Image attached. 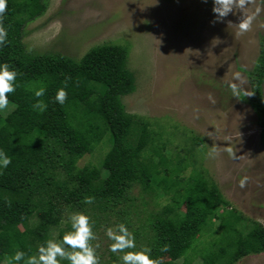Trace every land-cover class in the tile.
<instances>
[{"label": "trees", "instance_id": "16d2710c", "mask_svg": "<svg viewBox=\"0 0 264 264\" xmlns=\"http://www.w3.org/2000/svg\"><path fill=\"white\" fill-rule=\"evenodd\" d=\"M47 8V0H7L0 19L8 31L0 64L18 73L16 91L8 94L15 108L6 116L0 113V150L12 161L0 171V264H9L17 250L38 255L53 230L60 242L71 231L70 215L78 212L93 218V224L115 216L135 236L137 247L129 251L151 248L154 258L169 256L164 264H192L191 254L203 264H237L264 253V224L238 211L200 165L196 146L204 140L186 136L188 153L170 156L167 150L178 132L159 123L155 128L151 118L127 111L123 97L136 90L127 45H95L79 59L26 50L24 29ZM244 70L253 94L240 93V98L258 116L264 147V35L254 67ZM65 86L68 99L60 105L55 95ZM40 87L45 95L36 98ZM37 99L48 105L46 111L33 109ZM104 140L109 148L101 167H80L79 159ZM136 189L167 201L157 202L160 209L138 226ZM85 197L93 203L84 204ZM198 236L203 240L196 245ZM165 245L167 252L160 250ZM97 255L100 264H120L117 254L109 260Z\"/></svg>", "mask_w": 264, "mask_h": 264}, {"label": "rangeland", "instance_id": "374dc122", "mask_svg": "<svg viewBox=\"0 0 264 264\" xmlns=\"http://www.w3.org/2000/svg\"><path fill=\"white\" fill-rule=\"evenodd\" d=\"M47 2L46 12L24 29L26 50L61 52L79 59L95 45H127L128 67L136 78V90L123 97L127 111L151 118L154 125L162 124L166 131L178 132L169 144L170 156L188 153L190 143L184 142V137H201L203 144L196 146L200 165L238 211L264 224V147L258 116L228 87L230 83L239 84L235 79L239 73L246 82L240 93L250 92L244 69L251 70L259 55L264 35V0H253L248 7L247 12L254 19L250 29L240 35L229 22L239 23L242 13L230 14L214 23L212 0ZM209 95L216 98L215 104L209 101ZM14 108L9 100V107L0 113L6 116ZM108 148L109 143L104 140L93 153L81 157L78 165L92 163L101 167ZM190 171L191 167L186 174ZM245 177L247 184L241 188L240 181ZM134 193L139 195V190ZM157 202L167 203L151 194L138 196L134 226L160 209ZM92 219L97 236L92 243H99L98 254L109 260L111 241L105 232L117 225L116 218L110 216L107 222L97 224ZM52 240L57 242V230L52 231ZM202 240L198 236L195 244ZM190 257L192 264H203L199 255ZM162 258L164 262L170 259L166 254ZM237 264H264V253L246 256Z\"/></svg>", "mask_w": 264, "mask_h": 264}, {"label": "clouds", "instance_id": "9594fccd", "mask_svg": "<svg viewBox=\"0 0 264 264\" xmlns=\"http://www.w3.org/2000/svg\"><path fill=\"white\" fill-rule=\"evenodd\" d=\"M207 2V0H205ZM253 0H212V11L215 16V22H222L230 14L242 13L239 23L229 22L236 29V34L240 35L248 31L252 25L254 16L247 12L248 7ZM7 13V0H0V19ZM8 39L7 29L0 24V47H2ZM18 73L15 69L10 68L9 64H0V112L5 111L9 107V93L16 91V78ZM235 79L238 83H230V88L233 96L239 97L241 86L246 82L242 79L239 73ZM46 89L40 87L34 91L36 98L45 95ZM253 93L245 91L246 96ZM68 99L66 86L57 90L54 102L63 105ZM213 104L216 103V98L212 95L208 97ZM33 109L42 113L47 110L48 105L37 99L32 105ZM11 158L6 152L0 150V171L7 169L11 164ZM247 177L240 181V187L244 188L247 184ZM84 204H92V197H85ZM71 231L66 232L60 242L48 240L45 244L38 247V255L27 256L24 251H15L9 264H61V261H67L68 264H100L97 255L99 243L93 244L97 240V236L93 231V225L90 223V217L82 212L73 213L69 217ZM106 237L111 243L108 250L113 254H118L117 258L120 264H164L162 257H152V249L145 247L139 251H126L136 249L135 236L130 232L129 228L124 223H119L115 227H108L105 232ZM70 249V250H69ZM167 252L169 249L165 245L160 249ZM122 255H119L121 254Z\"/></svg>", "mask_w": 264, "mask_h": 264}]
</instances>
